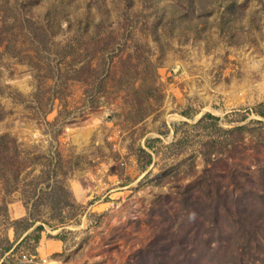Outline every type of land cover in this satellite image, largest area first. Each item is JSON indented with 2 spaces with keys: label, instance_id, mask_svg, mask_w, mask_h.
<instances>
[{
  "label": "rangeland",
  "instance_id": "rangeland-1",
  "mask_svg": "<svg viewBox=\"0 0 264 264\" xmlns=\"http://www.w3.org/2000/svg\"><path fill=\"white\" fill-rule=\"evenodd\" d=\"M264 264V0H0V264Z\"/></svg>",
  "mask_w": 264,
  "mask_h": 264
},
{
  "label": "built area",
  "instance_id": "built-area-1",
  "mask_svg": "<svg viewBox=\"0 0 264 264\" xmlns=\"http://www.w3.org/2000/svg\"><path fill=\"white\" fill-rule=\"evenodd\" d=\"M35 259L34 256L22 254L19 264H48L46 258Z\"/></svg>",
  "mask_w": 264,
  "mask_h": 264
}]
</instances>
